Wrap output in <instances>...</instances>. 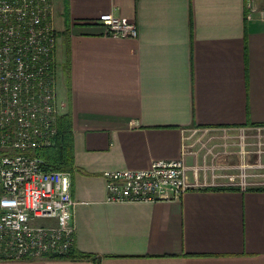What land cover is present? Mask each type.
<instances>
[{"label": "crops", "instance_id": "obj_1", "mask_svg": "<svg viewBox=\"0 0 264 264\" xmlns=\"http://www.w3.org/2000/svg\"><path fill=\"white\" fill-rule=\"evenodd\" d=\"M248 1L52 0L59 114L73 122L74 248L93 258L0 264H264V191L108 203L104 178L178 159L195 129L264 126V0L252 16ZM105 13L134 21L138 38L105 35Z\"/></svg>", "mask_w": 264, "mask_h": 264}, {"label": "built area", "instance_id": "obj_2", "mask_svg": "<svg viewBox=\"0 0 264 264\" xmlns=\"http://www.w3.org/2000/svg\"><path fill=\"white\" fill-rule=\"evenodd\" d=\"M256 0L248 8L256 11ZM52 0H0V261L66 257L75 247L71 174L34 158L58 132ZM105 35L137 39L132 20L105 13ZM195 129L181 156L106 171L108 203L177 202L190 191L264 189V126ZM194 162L188 163L192 158Z\"/></svg>", "mask_w": 264, "mask_h": 264}, {"label": "trees", "instance_id": "obj_3", "mask_svg": "<svg viewBox=\"0 0 264 264\" xmlns=\"http://www.w3.org/2000/svg\"><path fill=\"white\" fill-rule=\"evenodd\" d=\"M68 15V13H67ZM68 26L63 32L66 42L69 44L70 33V18ZM69 28V29H68ZM68 52V51H67ZM70 63V55L67 57V66ZM34 158L39 161L46 169H53L59 172L70 173L74 169V134L73 122L70 113L60 115L58 117V132L52 145L49 147L37 150L34 153ZM218 190H235V189H218ZM253 191H264L258 189ZM92 255L80 253L75 248L66 257H53L50 260L70 259V260H91Z\"/></svg>", "mask_w": 264, "mask_h": 264}]
</instances>
